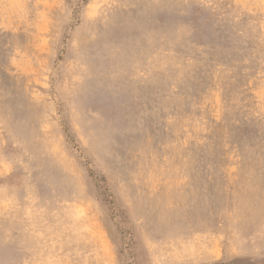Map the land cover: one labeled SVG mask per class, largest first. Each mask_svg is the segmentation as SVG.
<instances>
[{
    "label": "rangeland",
    "instance_id": "obj_1",
    "mask_svg": "<svg viewBox=\"0 0 264 264\" xmlns=\"http://www.w3.org/2000/svg\"><path fill=\"white\" fill-rule=\"evenodd\" d=\"M0 264H264V0H0Z\"/></svg>",
    "mask_w": 264,
    "mask_h": 264
},
{
    "label": "bare ground",
    "instance_id": "obj_2",
    "mask_svg": "<svg viewBox=\"0 0 264 264\" xmlns=\"http://www.w3.org/2000/svg\"><path fill=\"white\" fill-rule=\"evenodd\" d=\"M263 12V11H262ZM258 76V75H257Z\"/></svg>",
    "mask_w": 264,
    "mask_h": 264
}]
</instances>
